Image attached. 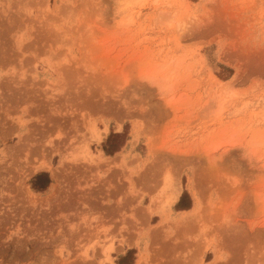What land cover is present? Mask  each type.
Here are the masks:
<instances>
[{
	"label": "rangeland",
	"instance_id": "rangeland-1",
	"mask_svg": "<svg viewBox=\"0 0 264 264\" xmlns=\"http://www.w3.org/2000/svg\"><path fill=\"white\" fill-rule=\"evenodd\" d=\"M128 249L264 264V0H0V264Z\"/></svg>",
	"mask_w": 264,
	"mask_h": 264
},
{
	"label": "trees",
	"instance_id": "trees-1",
	"mask_svg": "<svg viewBox=\"0 0 264 264\" xmlns=\"http://www.w3.org/2000/svg\"><path fill=\"white\" fill-rule=\"evenodd\" d=\"M228 71L231 73V69H228ZM121 135L122 134L120 133L112 132L108 135L105 141L106 143L104 145V151L106 154H112L118 150V148L121 146V142L119 141ZM49 183L50 176L46 171H40L36 173L31 179V186L36 191H43L44 189H46ZM184 197H188V193L186 192V190L182 191L179 200L174 205L175 209L181 210L188 209L190 207V202L183 204L182 199ZM133 253L134 249H128L126 254L119 259L118 264H133Z\"/></svg>",
	"mask_w": 264,
	"mask_h": 264
},
{
	"label": "bare ground",
	"instance_id": "bare-ground-1",
	"mask_svg": "<svg viewBox=\"0 0 264 264\" xmlns=\"http://www.w3.org/2000/svg\"><path fill=\"white\" fill-rule=\"evenodd\" d=\"M55 174L53 173V178L55 177L54 176ZM172 186L171 187H169V189H170V192H169V194H168V199H166V200H168V202H174L175 201V199H177V196H178V194L180 193V187H179V185H178V183L176 184V185H173V184H171ZM170 186V185H169ZM167 202V201H166ZM197 204H198V200H197ZM140 264V263H139Z\"/></svg>",
	"mask_w": 264,
	"mask_h": 264
},
{
	"label": "crops",
	"instance_id": "crops-1",
	"mask_svg": "<svg viewBox=\"0 0 264 264\" xmlns=\"http://www.w3.org/2000/svg\"><path fill=\"white\" fill-rule=\"evenodd\" d=\"M181 191H182V187H181ZM180 194H181V193H180ZM178 195H179V194H178ZM179 196H180V195H179ZM177 197H178V196H177ZM178 199H179V197L177 198V200L175 199L176 201H174V203L177 202ZM182 200H183V199H182ZM174 203H173V204H174ZM182 211H184V210H182ZM185 211H186V210H185Z\"/></svg>",
	"mask_w": 264,
	"mask_h": 264
}]
</instances>
